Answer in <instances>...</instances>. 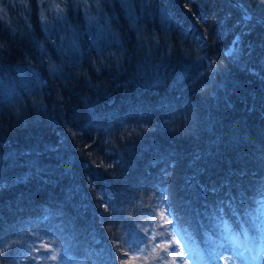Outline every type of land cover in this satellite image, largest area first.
I'll use <instances>...</instances> for the list:
<instances>
[{
  "label": "trees",
  "instance_id": "obj_1",
  "mask_svg": "<svg viewBox=\"0 0 264 264\" xmlns=\"http://www.w3.org/2000/svg\"><path fill=\"white\" fill-rule=\"evenodd\" d=\"M29 2L34 12L36 1ZM103 7L126 41L122 61L105 59L99 71L93 67L99 57L86 34L83 11L73 9L67 15L81 33L83 52L73 57L82 65L79 71L49 41L44 43L63 69L60 76L49 73L46 58L41 62L35 40L51 35L59 43L60 22L47 19L44 23L55 30L46 33L38 23L27 29L0 18V44L5 45L0 93L16 88L18 96L11 104L0 102V215L8 225L6 239L18 235L8 240L11 246L2 255L16 257L18 264H190L184 252L191 248L199 258L209 250L216 264H247L237 260L232 247L243 251L251 245V225L243 226L249 229L246 239L229 213L234 245L221 247L222 240L206 229L223 193L204 192L199 185H219L243 154L248 210L255 215L260 207L264 106L249 108L264 99V25L245 20L243 9L249 16L264 15V9L253 0L136 4L137 27L161 38L158 46L146 42L141 48L119 0ZM236 32L240 38L234 41ZM201 34L210 37L207 50H202ZM239 40L250 45L242 48ZM249 46L255 49L251 56ZM34 73L38 81L31 88L43 105L39 109L27 89L19 91ZM161 103L192 113L191 129L185 122L170 124L172 131L162 127L167 117L156 111ZM140 107L153 111L137 113ZM233 135L242 137L238 146L231 143ZM34 149L42 154L28 155ZM37 160L48 173L43 183L31 178ZM166 169L167 199L160 195ZM108 217L121 223L110 228ZM144 234H150L148 243L139 251L125 242ZM21 242L32 249L27 256L16 251Z\"/></svg>",
  "mask_w": 264,
  "mask_h": 264
},
{
  "label": "snow or ice",
  "instance_id": "obj_2",
  "mask_svg": "<svg viewBox=\"0 0 264 264\" xmlns=\"http://www.w3.org/2000/svg\"><path fill=\"white\" fill-rule=\"evenodd\" d=\"M43 2V0H42ZM55 3V15L58 22L62 24V31L64 32L63 36L59 37V43L51 35L47 37L50 43L55 47L57 53L61 56L68 57L66 62H70L73 65V71H79L82 65L76 63L73 57H79L82 55L81 47V33L71 24V21L67 15V12L70 10L69 5L72 6V9L76 11H83L84 23L87 25L86 34L90 37L91 47L94 49L96 56L99 57V63L93 61V67L99 71V68L103 66L104 60L108 59L110 61H115L119 64L122 61L124 52H125V43L126 41L122 39L119 32L113 30L112 22L115 19L114 16H109L105 11L103 5L111 4L112 0H53ZM260 8L264 9V0H253ZM121 6L125 9L127 18L130 26L136 30L137 33V42L141 48L145 46V43L148 42L149 45H159L160 37H157L155 34L146 35L140 28L137 27L139 17L135 13V5L139 4L142 7H150L151 0H119ZM245 20H254L257 25H264V15L260 16H249L247 12L244 14ZM41 20L46 21L47 16L44 14V9L41 10ZM44 31L49 33L52 29L48 26L47 23L43 24ZM246 27H251V25H246ZM210 37L204 36L201 34L199 37V42L202 46V50H207L210 48L209 44ZM36 46L40 52L41 62H44V58L47 59V67L50 74L54 76H60L63 73L61 66H58L53 60L48 52L47 48L43 43L36 42ZM5 45L0 44V57L4 55ZM115 49V51H112ZM255 49L252 46H249V51L247 55L251 56L252 52ZM171 52V47H169ZM200 59H203L201 57ZM138 71H143L142 68H139ZM4 72L3 66L0 65V74ZM183 78V73L179 74L177 80ZM38 74H33L31 80L24 79L22 86L19 88L20 92H24L26 89L29 91L30 95L33 98V105L39 109L43 107L42 103L38 102V94L35 93L31 86L33 83H37ZM3 80L0 79V88H3ZM17 90L16 88H8L7 91L0 93V102H5L11 104L13 101H17ZM264 106V99L255 100L251 107L250 111H255L256 106ZM137 113H151L152 108L140 107L135 109ZM156 111L162 112L166 119L162 120V127L168 128L169 131L173 129L169 128L170 124H177L178 122H185L186 126L191 129V122H189V117L187 112L179 107L177 104L172 103H161L159 109ZM137 129H133L136 131ZM143 131H147V125L143 126ZM178 130V129H177ZM72 135L75 136L76 132L73 131ZM242 137L239 135H233L231 143L238 146L241 143ZM224 137H221L219 143H223ZM48 150H52L49 148ZM57 151L59 149H56ZM41 155L42 153L37 150H32L28 155ZM11 158V157H10ZM203 158V157H201ZM245 157L243 154H240L238 157V163L229 168V175L226 179L220 181L219 185H213L211 188L201 184L199 187L204 192L211 191L213 194L219 195L223 193V196L216 201L215 207L212 210L209 219L211 227L206 229L211 234L217 235L218 238L222 240L221 247L225 245H234L235 236L231 231L229 224L228 215L230 213L233 220L241 225L243 228L244 225H251V231L254 233L251 239V245L246 246L243 251H236L235 246L232 247V254L237 258L238 261H262L264 262V180L259 182V187L257 189L261 200L258 201L260 207L256 210V214L253 215L248 210L249 196L247 195L248 188L246 187L245 177L248 176V170L246 164L244 163ZM32 168L34 170L33 176L31 178L38 179L42 183L45 182V177L48 175L47 171L40 167L38 160L32 162ZM203 171H207L204 169ZM20 182H24L23 178H19ZM169 174L168 170H165V177L163 181V187L160 189V195L167 199V187H168ZM190 184V180L187 181ZM3 185H0L2 187ZM227 189V191H225ZM105 208L109 207L107 201H105ZM207 207V205H206ZM227 209V212L225 211ZM109 223L108 227H116L117 224L121 221L113 217L107 218ZM100 223L105 224V218L101 217ZM171 223V221H169ZM203 228L204 225L201 224ZM8 228L7 222L2 215H0V264H18L16 257L3 256L2 251L5 247L11 245L8 244V240L16 241L18 235L12 233L6 239V230ZM249 229L243 228V234L246 239H249L248 236ZM148 235L144 234L140 236H129L125 239V242L128 243L134 250L139 251L143 245L148 243ZM16 251L22 252L27 256L32 249L27 246V244L21 242L19 245H16ZM175 252V250H173ZM248 253V255H245ZM178 254V253H177ZM37 257H31V260L34 262ZM119 259V257H114ZM161 259H166L161 257ZM175 264V262H173ZM186 264V262H185Z\"/></svg>",
  "mask_w": 264,
  "mask_h": 264
},
{
  "label": "rangeland",
  "instance_id": "obj_3",
  "mask_svg": "<svg viewBox=\"0 0 264 264\" xmlns=\"http://www.w3.org/2000/svg\"><path fill=\"white\" fill-rule=\"evenodd\" d=\"M27 1H30V0H27ZM27 1L26 0H0V18H2L4 15L7 17V20L10 22V24L14 22H18L16 24H18L19 26L26 25V28L28 29V27L31 25V22L38 23L40 25L44 24L45 21L41 20V10L44 9V14L47 16V19L53 18L57 20L56 15H55V3L53 2V0H43V2L42 0H35L36 5L34 9V12H35L34 16H33L34 12L31 11L32 9L29 8L30 2L28 5ZM69 9L73 10L72 6ZM7 20L5 21V25H9V22ZM29 21L31 22L29 23ZM23 32L26 33L24 28H23ZM257 262L258 263H254V264H264V262L262 261H257Z\"/></svg>",
  "mask_w": 264,
  "mask_h": 264
},
{
  "label": "bare ground",
  "instance_id": "obj_4",
  "mask_svg": "<svg viewBox=\"0 0 264 264\" xmlns=\"http://www.w3.org/2000/svg\"><path fill=\"white\" fill-rule=\"evenodd\" d=\"M240 8H242L240 5H238ZM245 12H247V10H245V9H243V13L245 14ZM249 15V14H248ZM32 18V17H31ZM243 18H244V16H243ZM27 22V21H26ZM31 21H29V23H30ZM34 24V22H31V24ZM55 30V29H54ZM54 30H52V31H54ZM56 31H59L60 33H63L62 32V30L61 29H57ZM227 34L228 33H226L225 35L227 36ZM47 37L48 36H45V35H42V39H44L43 41H40V40H38V39H35L36 41H38V42H40V43H45V42H47V41H49L48 39H47ZM232 37V36H231ZM240 38V35H239V33L238 32H236V33H234V36H233V40L234 41H236V40H238ZM50 42V41H49ZM238 45H240V47H242V48H246L248 45H250V43L249 42H246V40H239L238 41ZM30 44H27L26 46H24L23 47V49L27 52L29 49H30ZM21 52V54L23 53L24 54V52H22V51H20ZM19 52V53H20ZM28 54V53H27ZM167 99V98H166ZM245 104L243 103V102H240L239 103V106H244ZM181 109H182V107H180ZM192 113H187V115H188V117H189V122H191V126L193 125V122H194V119H193V117H192V115H191ZM253 236V234H250V237H252Z\"/></svg>",
  "mask_w": 264,
  "mask_h": 264
}]
</instances>
